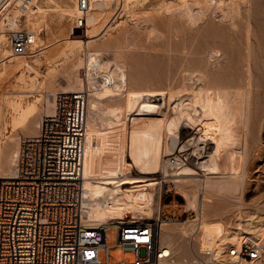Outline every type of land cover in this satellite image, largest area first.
Returning <instances> with one entry per match:
<instances>
[{"label": "bare ground", "instance_id": "obj_1", "mask_svg": "<svg viewBox=\"0 0 264 264\" xmlns=\"http://www.w3.org/2000/svg\"><path fill=\"white\" fill-rule=\"evenodd\" d=\"M14 1L15 0H0V51L3 50L0 54V64L3 66L2 70H0V81L7 80L12 76H16L18 80V83L14 84L11 88L8 89L4 87L0 89V178H13L16 176L18 170L19 154L23 140L20 141L18 138L19 136L16 137L14 134H8V131H10L9 128L11 127V131L15 132L20 128L29 126L32 122L35 124V127L34 129L32 128V133L25 137L36 136L39 132L42 118L46 115L51 116L55 113L56 98L59 92H86L88 90L90 98L88 95L89 103L87 105L86 122L93 138H95L97 134L93 112L99 108V103L105 100H122V102L116 101L117 103L113 104L111 109V113L114 114L115 118L110 123L117 126L120 133L119 136L115 137L117 141L114 144V150L109 149L108 151V149H106V151L100 149L97 145L98 142L94 141L90 148L87 149L84 156L83 203L86 210L85 222L93 227L102 224L109 227H117L119 224L126 223L156 225L160 243L165 248V252L170 255V259L176 262L202 264L203 260L200 262L197 259L199 255L195 253L196 251L192 249L193 247L191 248V241L189 242L190 248L188 249L191 253V257L182 255L178 258L176 255L180 254L178 246L179 241L182 244L181 239L186 237H189L190 240L195 230L197 228L201 230L203 225L206 224L203 223L206 220L205 216H207L206 208L209 207L212 200L208 194L214 195L222 191L226 192V190L230 192V190L232 191L234 188L233 191H236V187L240 189L239 184L242 182L241 180L244 176V174H242V162L244 159V147L242 142L243 140L245 141L244 138L246 137V132L244 135L242 130L247 127V123L249 122V106L251 104L250 97L254 76L253 65H250V51L253 45L251 44V38L254 35L250 19L247 18L244 22L247 57L244 56L247 58V68L244 67L246 71L245 84L244 86L242 85L243 88H240L241 85L239 86L238 83V86H234V89H232V83L231 86H227L226 84H230L229 79L226 80L228 83L225 81V84L222 85L216 84L215 82L217 81H215V78V82L210 83L208 80L211 78L209 79L208 74H206L207 71L205 72L203 70L204 72H200V81L203 83L198 90H193L191 92L192 94L190 93L191 95L189 96L188 102H184V100L181 99L178 102L176 101L175 105H172V100L177 94L166 92V90L159 91L150 88H142L141 90L139 88L134 89L132 88L133 86L130 87L124 64L117 62L112 57L113 60L111 56L105 58L106 56H103V53H100L97 49H89V42L91 43L92 41L98 40L99 37L104 34L105 30H107L106 27L100 31L97 28L106 8L96 13H94V11L92 12L93 14L90 10L93 9V5H105L107 8L113 7L112 3L115 0H90V7L86 16V26L88 29L83 32L82 38L71 37L69 39L71 41H76L78 43V48L88 50L87 52L85 51V57H80L78 62H75L73 69L68 68L64 72V80H66V83L62 85V91L59 92L53 91V89L51 91V89H49L50 86L48 87L46 83L51 75L54 77L51 78V80L56 81L55 77H57L58 68L63 62L57 61V56L61 54L66 55L68 53L66 49H62L61 47L51 52L46 51L50 46L43 42L45 38L43 40L41 34L42 29L39 30V28H48L49 23L47 24V16L50 11L54 10L57 12L59 9L57 6H53V9L52 6L44 8L38 5L37 0H27L33 3L35 7H32L22 16L18 7L13 4ZM48 1L54 3V0ZM134 1L136 0H122L121 6L123 8H128L132 3L135 5L136 2ZM213 1L216 3L215 8L218 6L222 11L221 15L224 16L222 18L228 19L229 17L232 23L231 27H238L240 21L238 22L236 20V16L242 15V4L246 5L245 3L249 0H229V3H226V0H219L218 4V0H180L178 5L191 17L195 14V5L199 6H197V11L204 12L207 8L209 9ZM16 2H19V0H16ZM173 3L175 4V1H173ZM250 3L252 2H249V4ZM174 4L169 3L166 8L170 9L172 7H177V5ZM13 7H16L17 10L16 8L13 9ZM180 7L176 8L177 11L181 9ZM144 8L150 9L148 7ZM22 19H25L27 22V28L30 27L26 29L33 32V39L26 53H15L11 46L10 32L19 29ZM241 23L242 21L240 24ZM14 25H16L17 28ZM242 27L243 26H241V30L243 29ZM225 29L227 30V28ZM229 30H231V32L234 31L231 33L232 35L237 32L236 28L234 30L232 28ZM219 33L222 34L221 32ZM222 35L220 36L222 37ZM74 36H77V34ZM226 37L224 38L227 39ZM238 37H236V39ZM241 37L243 38V36ZM232 40L235 41L234 38ZM227 41L225 40L224 42ZM229 41H231V39ZM2 44L9 46L10 49L2 48ZM260 44L258 43L257 46H260ZM231 45L233 44L231 43ZM224 46L226 47V45ZM241 46L240 47L243 48V45ZM262 46L263 45H261V48ZM75 47L76 46H74V48ZM231 47H228V49ZM241 48L238 49L242 51L243 49ZM261 48L259 47L258 51H260ZM76 49L77 48H75V50ZM214 50L216 53H213L212 56L218 59L222 53L219 51V47ZM226 50L225 52L227 53ZM238 52L236 51L237 54ZM233 54L234 53H232L233 60L236 62L237 60H235L234 57L235 54ZM44 55L46 56L47 63L50 65V71L44 73V79L40 81L38 80L40 76L37 70H34L37 71L36 75H32L29 72V75H27V71H29V69H35V65L39 64L40 58ZM101 55L103 57H101ZM261 56L264 55L261 54ZM230 62L233 63L232 60ZM81 68H85L86 72L84 77L79 74ZM234 72L236 74V71ZM99 74L102 76V80L97 78ZM235 74L234 76L239 77L238 74ZM231 75L230 73L229 78ZM224 80L222 79V83H224ZM29 87L30 89L28 90ZM0 88H2L1 85ZM41 88L43 89L41 90ZM256 88L257 87H255V89ZM30 91L37 92L35 99L30 100L27 98L26 95ZM55 92L57 93L54 97H49V93L53 94ZM159 95L162 98H156L157 96L159 97ZM141 96H146L148 99L141 101L139 111L133 114V116H130L132 98H139ZM42 99H46L47 101V105H43V107H41ZM42 111H45L46 114L43 117L41 114ZM195 111L197 112L195 113ZM188 112L190 113L188 114ZM185 121H187L189 129H194L196 133L206 136L208 140H211L210 143L213 145L211 152L207 155L201 156V152H197L198 154L194 156L195 160L191 159L192 161L188 160V162L179 158V155L172 154L171 152L172 149L179 146L182 142H180L181 125ZM240 134L242 135L239 136ZM237 137H239V139L242 138V140H236L235 138ZM186 145L185 142L182 143L180 149H184ZM169 154L172 155L169 156ZM167 155L168 157L165 158ZM172 156L178 158L177 164H169ZM4 158L5 161L3 160ZM227 158L229 160H226ZM127 165H134V168L131 169V171L129 170L130 174H128V176L121 177V172H125L124 169L125 167L127 168ZM136 167L142 168L140 173L147 175L135 174L134 170ZM161 170H163L164 176L167 177L165 181L171 180L174 182L177 187L176 192L180 193L185 199L184 203H182L186 207L185 209H194L197 212L196 218H178L170 221L162 219V194L165 190V183L161 181L162 179H159L160 177L148 175L159 174ZM178 204L177 201H174L173 205L178 206ZM126 210L132 212L131 217H125L124 213ZM174 223L175 226L171 225ZM238 224V227L235 228L237 231L234 232L231 239L227 231L221 234L217 231L218 229L216 230L215 228H210L209 231H206L207 234H204L213 237V241L208 244V246H212L214 250H217L215 254L216 258L224 256L223 264L229 263V261L226 260L227 257H225L227 246L232 245L230 247L239 248L242 243L241 241L248 236L251 237V234L255 236L264 235V223L254 224L250 222L246 227L241 223ZM174 232L180 234H178V238L174 237ZM199 233H197L196 240L198 245L199 243L201 245L205 242V237L203 236V238L201 233ZM233 238H237L238 241H235ZM229 240H232V243H229ZM219 243H222V245L224 243V246H216L217 244L219 245ZM185 250L186 249H184V252ZM228 254L233 258L232 260L235 259V256L230 255L231 253L229 250ZM204 258L206 260H204L203 263L211 262L208 260V257L204 256ZM238 260L239 259H237V261ZM247 260H249L250 264H254L258 259Z\"/></svg>", "mask_w": 264, "mask_h": 264}, {"label": "rangeland", "instance_id": "obj_2", "mask_svg": "<svg viewBox=\"0 0 264 264\" xmlns=\"http://www.w3.org/2000/svg\"><path fill=\"white\" fill-rule=\"evenodd\" d=\"M121 1L122 0H120V2L119 0H115L112 3L113 7L108 8L105 5H93V9L90 10L91 13L94 11V13H96L99 12L101 9L106 8L99 24L97 25V28L100 31L101 29L106 27L107 30H105L104 34L99 37L98 40L92 41L91 43L89 42V46L91 47H89V49H97L100 51V53H103V56H106L105 58L111 56V58L113 57L117 62L124 64L126 72L128 74L127 77L130 87L133 86L132 88H139L141 90L142 88L156 89L159 91L166 90V92H173V94H177L173 99L174 101L172 100V105H175L176 101L178 102L181 99L184 100V102H188L189 96L192 94L191 92L193 90H198L203 83L200 81V72H202L203 70L205 72L207 71L206 74H208L209 79L211 78L210 80H208L210 81V83H214L215 81H217L215 82L216 84L222 85L225 84V81L229 79L230 84L226 81V83H228L226 84L227 86H231L232 83V89L235 88L234 86H238V84L239 86L241 85L240 88H243L245 84V71L247 68V49L245 43L246 37L244 22L245 20H247V18L250 19L251 25L253 26L252 32L256 37L252 34L253 37L251 38V44L253 45L251 46L250 51V65H253L252 68L254 71V76L250 97L251 104L249 106L250 116L249 122L247 123V127L242 130V133L244 135L246 132V137L244 138L245 141H241L244 147V159L242 162L243 171H241L244 176L241 180L242 182H240L239 184L240 189L236 187V191H233L235 189L234 188L232 191L230 190V192L226 190V192L222 191L214 195L208 194V196L212 198V200L209 204V207H207L208 209L206 208L207 216H205L206 220L205 222H203L204 224H206L203 225L202 229L200 230V233L202 237H205L206 235L204 234H207V230L209 231L210 228H215L216 230L218 229L217 231H219L221 234L226 233L227 231L229 233V238L231 239V237H233L234 235V232L237 231L235 228L238 227V223H241L244 227H246L247 224L250 222L254 224L264 223V65H262L264 64V56H261V54L264 55V0H249L245 3L246 5L242 4V15L236 16V20L238 22L242 21L241 24L239 22V28L236 26L231 27L232 23L229 17L228 19L222 18L224 17L223 15H221L222 11L219 9L218 6V9L215 8L216 3L214 1L210 5L209 9L207 8V10H204V12L197 11V8L199 6L195 5L196 11L194 16L191 17L188 16L185 10L178 5L180 0H136L134 1L136 2L135 5L132 3L133 6L131 4L128 7L129 10L128 8H123L121 6ZM173 1H175V4L173 3ZM228 1L229 0H226V3H229ZM37 2L38 5L43 6L44 8L52 6L53 9V6H57L59 9V11L57 12L51 10L48 14V28H39V30L42 29L41 34L43 36V40L45 38L43 42L45 44H49L50 46L46 51L51 52L54 49H59L61 47L62 49H66L68 53L66 55L61 54L57 56L56 60L59 62H63L58 68L56 74L57 77H55L56 81L51 80V78H54L53 75H51V77L47 80L46 83L48 87L50 86L49 89H51V91L53 89V91L59 92L62 91V85L66 83V80H64V72L68 68L73 69L75 62L77 63L80 57H85V51L87 52L88 50L84 48H78V43L69 39L71 37L82 38L83 32L87 30L88 27L86 26V29L83 30L73 29V20L78 15L76 0H54V3H51L48 0H37ZM218 2L219 0L217 1V4ZM249 2L252 3L249 4ZM169 3L177 5V7L170 8L172 10L171 11L170 9L166 8ZM144 7H148L150 9H145ZM179 7L181 9L177 11L176 8ZM15 8L13 7V9ZM71 10L74 12H72ZM26 25L27 22L25 21V19H22L19 28H27ZM14 26L17 28L16 25ZM241 26H243L242 30ZM225 28H227L228 32ZM231 28L233 30L236 28L237 31L233 35L231 33H233L234 31L231 32V30H229ZM219 32H221L222 34L224 32V34L222 35ZM76 34L77 36H74ZM220 35H222V37ZM223 36H228L226 37L228 41ZM238 36H243L244 39L241 37L243 39L242 40ZM232 37L234 38V40L236 39V37H238L239 39L237 38L235 42L232 40ZM223 38L227 42H224L225 40ZM230 39L231 41H229ZM223 42L227 44H224ZM230 42L233 45H231ZM258 43H261L260 46H257ZM224 45H226V47ZM230 45L233 47H231ZM241 45H243V48H241ZM261 45H263L262 48ZM74 46H76V50ZM218 47L222 55L218 59H216L212 55L213 53H216L214 52V49H218ZM224 47L226 49H228V47L231 48L226 50ZM259 47L261 48L260 51H258ZM2 48L10 49L9 46H5L3 44ZM238 48H241L243 50L241 51ZM225 50L227 51V53L225 52ZM252 50L254 51V53ZM2 51H0V54L2 53ZM236 51L240 52H238L237 54ZM232 53L235 54L233 55L235 57V60L238 61H236L237 63L233 60L234 58L232 56ZM102 55L101 57H103ZM231 60L233 61V63L230 62ZM233 64H237L235 65L236 67ZM2 68L3 66L0 64V70H2ZM225 69L229 72H227ZM34 70H37L39 72L38 75L40 77H38V80L42 81V79H44V73L50 71V65L49 63H47L45 55L40 58L39 64L35 65V69H29V71H27V75H29V73L32 75H36L37 71ZM224 70L226 71V73ZM234 71H236V74H238L240 78L234 76ZM85 72V68H81L79 74L84 77ZM230 73L232 75L229 78ZM241 74L243 75V77ZM100 76L101 75L99 74V77L97 76V78L99 80H102V76ZM219 76L222 78H220ZM222 79H225L224 83H222ZM17 83V77L12 76L7 80L5 79L0 81V85L2 86V88L0 89H3L4 87H7L9 89ZM255 87L257 88L255 89ZM29 89L30 87L28 88V90ZM42 89L43 88H41V90ZM57 92L53 94L49 93V97H54ZM86 92H88V90ZM36 93L37 92L30 91L26 96L28 99L32 100L36 98ZM156 98L162 97L159 95V97L157 96ZM145 99H148V97L141 96L139 98H132L129 113L130 116H133V114H136L139 111V106L141 105L140 103ZM116 101L122 102V100H105L104 102L99 103V108H97L99 110L96 109V111L93 112V117L95 119L94 121H96L94 123L97 133L95 135V138L98 139L97 145L100 149H108V151L109 149L112 150L113 148H115L114 144L117 141L115 137L120 135L118 131L119 128H117V126L115 125H112L113 123H110L115 118L114 114L111 113V109L113 107V104L117 103ZM43 105H47L46 99H42L41 107H43ZM196 112L197 111H195V113ZM189 113L190 112H188V114ZM41 114L42 117L46 115L45 111H42ZM181 126L182 127L180 142L182 141L181 144L185 142L187 145L184 147V149H180L181 144L179 146H176L174 149L171 150L172 154L179 155V152L183 151V153H186L187 156L190 155L192 160H195L194 156L197 155L199 152H201V156H205L209 152H211L213 147L212 143H210L211 140H208L206 136H203L200 133H196V130L189 129V127L187 126V121L183 122ZM34 127L35 124H33L32 122L29 124V126L20 128L15 132L11 131L12 128L10 127V131H8V134H14L16 137L19 136L18 138L20 139V141H22L25 136H29V134L32 133ZM241 135L242 134H240L239 136ZM199 136H201L202 138ZM235 139L238 140L239 137ZM239 140H242V138ZM172 154H169V156ZM167 157L168 155L165 158ZM191 159L189 160L192 161ZM3 160L5 161V158ZM226 160L229 159L227 158ZM129 166L127 165V168L125 167V172H121V177H126L128 176V174H130V171L134 168V165L130 166V168ZM141 170L142 168L136 167V169L134 170L135 174L147 175L140 173ZM148 175L160 177L159 179H162L161 181L165 183V190L162 194L163 215H161V217L163 220L170 221L178 218L194 219L196 217V211L194 209H188L189 211L186 214V207L182 204L184 203L185 199L181 196L180 193L176 192L177 187L174 182H172L171 180L165 181L167 177L164 176L163 170H161L159 174L157 173ZM166 190L169 191L166 192ZM173 198L175 200L170 203ZM174 201H177V204L179 203L178 206L173 205ZM173 209H176L178 215H182L181 218H172L171 214L174 211ZM124 215L125 217H131L132 212L126 210ZM171 225L175 226V223ZM108 232L111 235L110 242L107 243L110 249L108 252H106L105 250H101L99 252V257L101 261L105 262L107 257L113 262H120L123 260H134L135 256L130 250L125 249V247L122 245H117V230L115 228H110L108 229ZM174 234V237L176 238L179 233L174 232ZM251 236L255 235L251 234ZM236 239L234 240L238 241V239ZM190 241L191 239L189 240V237L182 238V244L179 241L178 246L180 254L176 255L178 258L182 255L191 257V253L188 250L190 248ZM231 241L232 240H229V243ZM199 245L196 241L195 247L191 246V248L193 247L192 249L196 251L195 253L199 255V258L197 259L200 262H202V260L204 262V260H206L204 256H206L208 257V260L211 261L210 263L202 262V264H223L224 256L216 258V249L214 250L212 246L206 245L205 242H203L200 246ZM216 246H224V243L223 245L222 243H219V245L217 244ZM230 246L232 245L227 246L225 251V257H227L226 260L229 261V263L227 264H250L249 260L237 261L236 258L232 260L233 258L230 257L228 254V248ZM184 249H186L185 252ZM254 264H264V257L256 260V263Z\"/></svg>", "mask_w": 264, "mask_h": 264}, {"label": "built area", "instance_id": "obj_3", "mask_svg": "<svg viewBox=\"0 0 264 264\" xmlns=\"http://www.w3.org/2000/svg\"><path fill=\"white\" fill-rule=\"evenodd\" d=\"M13 4L22 16L35 7L27 0ZM76 5L73 29L83 30L90 0H76ZM32 39L33 32L26 28L10 32L15 53H26ZM87 105L85 91L59 92L55 113L42 118L36 136L23 139L16 176L0 178V264H195L170 259L153 224H86L83 160L87 149L98 141L87 127ZM179 153L182 160L191 159ZM177 160L172 156L169 164ZM110 228L117 230V245L130 250L134 260L113 262L107 257L101 261L99 252L110 249ZM199 232L197 228L191 236L193 247ZM204 241L208 245L213 237L206 235ZM228 250L242 261L262 258L264 235L248 236L239 248Z\"/></svg>", "mask_w": 264, "mask_h": 264}, {"label": "crops", "instance_id": "obj_4", "mask_svg": "<svg viewBox=\"0 0 264 264\" xmlns=\"http://www.w3.org/2000/svg\"><path fill=\"white\" fill-rule=\"evenodd\" d=\"M174 211H173V213L171 214V215H173V214H177V211H176V209H173ZM162 215H163V213H162ZM178 215V214H177Z\"/></svg>", "mask_w": 264, "mask_h": 264}]
</instances>
